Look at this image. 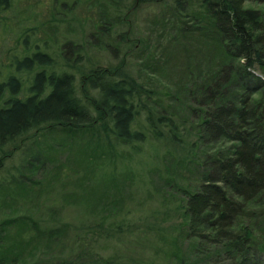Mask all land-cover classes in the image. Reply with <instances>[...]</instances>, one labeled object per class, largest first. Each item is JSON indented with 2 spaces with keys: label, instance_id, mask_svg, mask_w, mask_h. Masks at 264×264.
Instances as JSON below:
<instances>
[{
  "label": "trees",
  "instance_id": "obj_1",
  "mask_svg": "<svg viewBox=\"0 0 264 264\" xmlns=\"http://www.w3.org/2000/svg\"><path fill=\"white\" fill-rule=\"evenodd\" d=\"M166 1L105 0L101 5L120 11L118 21H101L93 15L92 24L96 33L114 35L119 44L127 42L131 30L118 29L116 23L129 25L127 17L142 3ZM198 1L192 29L183 22L192 13L188 11L192 1L174 0L179 31H196L211 39L222 57L211 75L196 83V91L191 90L197 101L189 107L191 122L186 116L158 110L153 90L131 73L125 57L101 63L91 52L92 44L70 40L58 58L54 52L59 43L51 45L45 39L42 46L31 40L36 33L33 26L21 27L17 36L21 52L17 50L9 70L0 76V173L28 143L37 147L33 157L25 159L32 175L52 160V145L39 140L44 130L67 134L68 150L82 162L103 157L105 147L115 142L140 152L151 131L154 138L181 148L182 163L193 167L206 163L196 189L178 187L186 196L184 204L175 207L184 220L179 237L194 241L185 255L179 252L169 264H199L204 258L260 264L258 255L264 253V8L246 6L248 0ZM11 7V0H0L5 26L9 15L4 12ZM103 15L108 19L106 10ZM59 152L67 150L56 147L55 153ZM8 173L3 178L14 185L9 190L14 196L31 190L19 167ZM65 227H45L29 215L4 219L0 264H22L37 243L50 247ZM123 227V222L116 225V229ZM75 240L80 243L81 235Z\"/></svg>",
  "mask_w": 264,
  "mask_h": 264
},
{
  "label": "rangeland",
  "instance_id": "obj_2",
  "mask_svg": "<svg viewBox=\"0 0 264 264\" xmlns=\"http://www.w3.org/2000/svg\"><path fill=\"white\" fill-rule=\"evenodd\" d=\"M11 1L12 7L4 12L9 15L5 24H9L5 26L4 19L0 20V76L9 70L17 50L21 52L18 31L33 26L36 33L31 40L42 46L45 39L51 45L59 43L60 48L54 52L58 58L70 40L92 44L91 52L101 63H116L125 57L131 73L153 90L158 110L179 118L186 116L191 122L189 107L197 102L191 90L196 91V83L211 75L222 57L211 39L202 38L196 31H179L174 0L145 2L132 9L127 17L129 25H115L131 30V39L120 44L114 35L96 33L92 24L93 15L101 21H118L120 11L110 4L101 5L105 0ZM63 1L66 5H61ZM191 1L188 11L192 13L185 15L183 22L193 29V13L199 1ZM245 5L264 8V3L251 0ZM105 10L108 19L103 15ZM88 15L90 20L82 26ZM148 134L140 152L115 142L113 147H105L103 157L82 162L68 150L67 134L60 129L44 130L39 140L42 145H52L53 159L33 175L25 168V159L33 157L36 145L28 143L16 152L7 168L14 172V167H19L31 190L14 196L9 192L14 185L3 178L8 170L0 173V223L29 215L45 227L66 225L62 237L50 247L37 243L22 264H169L179 252H188L194 240L179 237L184 220L175 207L184 204L186 196L178 187L190 185L196 189L206 163L202 167L182 163L179 146L154 138L151 131ZM56 147L67 152L56 154ZM242 221L249 223L248 219ZM119 222H123L122 229H116ZM77 235L83 242L76 243ZM258 256L264 264V253ZM199 264L229 261L204 258Z\"/></svg>",
  "mask_w": 264,
  "mask_h": 264
}]
</instances>
